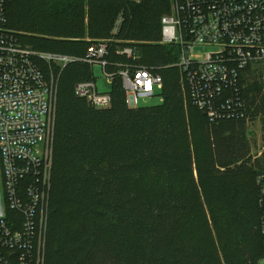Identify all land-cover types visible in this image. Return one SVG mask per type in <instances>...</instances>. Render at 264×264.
<instances>
[{
  "label": "trees",
  "instance_id": "obj_1",
  "mask_svg": "<svg viewBox=\"0 0 264 264\" xmlns=\"http://www.w3.org/2000/svg\"><path fill=\"white\" fill-rule=\"evenodd\" d=\"M170 8L171 0L7 4L8 26L24 45L82 58L110 40L109 72L126 60L118 46H133L136 62L164 78L163 102L131 108L116 74L111 105L97 108L75 91L95 79L92 65L55 68L44 264H262L256 178L264 152L251 163L247 118L212 124L182 93L179 46L158 42ZM248 100L249 117L264 114L263 95Z\"/></svg>",
  "mask_w": 264,
  "mask_h": 264
},
{
  "label": "built area",
  "instance_id": "obj_2",
  "mask_svg": "<svg viewBox=\"0 0 264 264\" xmlns=\"http://www.w3.org/2000/svg\"><path fill=\"white\" fill-rule=\"evenodd\" d=\"M8 2L0 0V154L5 204L0 213V264H44L52 116L59 83L55 68L77 60L92 68L99 65L110 84L118 74L131 108L139 107L140 100L163 102L164 78L156 67L136 62L140 55L133 46H118V55L126 60H119L118 70L109 72L110 40L95 41L82 58L24 45L8 26ZM122 21L119 15L115 31ZM161 22L163 42L179 46L174 66L189 88L190 99L210 123L248 118L244 81L251 75L264 86V0H171V11ZM75 91L97 108L112 103L109 91H101L95 79L78 82ZM256 182L264 235V170Z\"/></svg>",
  "mask_w": 264,
  "mask_h": 264
},
{
  "label": "rangeland",
  "instance_id": "obj_3",
  "mask_svg": "<svg viewBox=\"0 0 264 264\" xmlns=\"http://www.w3.org/2000/svg\"><path fill=\"white\" fill-rule=\"evenodd\" d=\"M136 3H140L142 0H132ZM171 11V8H170ZM165 15V14H164ZM88 41H92L90 38H87ZM162 45H167L166 43L163 42L162 36L160 40L158 41ZM173 64V63H172ZM175 65V63L173 64ZM171 65V66H173ZM147 66H152L156 67L155 65H147ZM94 71V78L97 82V85L101 91H107L111 88V84L108 83V80L106 76L104 75L101 67L99 65H94L93 67ZM179 84H180V89L182 93L187 95L190 99L189 95V88L184 80V78L181 76L179 72ZM59 85V83H58ZM250 85V86H249ZM263 82L259 78H253L251 75L248 76L245 81H244V90L248 98L250 96L256 94L259 92V94L264 96V88H263ZM248 89V91H247ZM251 91V92H249ZM158 93V92H157ZM159 100L158 98H152V99H146V100H140V106H150L158 103ZM56 112H57V107L55 112L53 113L52 116V134L53 130L55 128V122H56ZM51 134V136H52ZM246 136L247 139L250 143L251 146V154H250V160L251 163L254 162L256 158H261L262 153L264 152V114H260L258 116H250L247 118V125H246ZM52 144H51V152H52ZM53 154V152H52ZM51 166H52V160H51ZM1 178H2V163H1V154H0V207L1 210H4V198H3V186L1 183ZM48 210H49V205H48Z\"/></svg>",
  "mask_w": 264,
  "mask_h": 264
},
{
  "label": "water",
  "instance_id": "obj_4",
  "mask_svg": "<svg viewBox=\"0 0 264 264\" xmlns=\"http://www.w3.org/2000/svg\"><path fill=\"white\" fill-rule=\"evenodd\" d=\"M261 262H262V264H264V259Z\"/></svg>",
  "mask_w": 264,
  "mask_h": 264
},
{
  "label": "crops",
  "instance_id": "obj_5",
  "mask_svg": "<svg viewBox=\"0 0 264 264\" xmlns=\"http://www.w3.org/2000/svg\"><path fill=\"white\" fill-rule=\"evenodd\" d=\"M0 213H1V207H0Z\"/></svg>",
  "mask_w": 264,
  "mask_h": 264
}]
</instances>
